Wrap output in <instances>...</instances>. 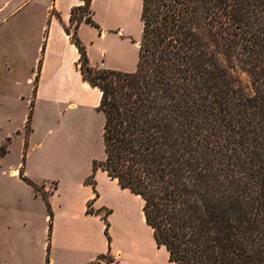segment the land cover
<instances>
[{
    "label": "trees",
    "instance_id": "obj_1",
    "mask_svg": "<svg viewBox=\"0 0 264 264\" xmlns=\"http://www.w3.org/2000/svg\"><path fill=\"white\" fill-rule=\"evenodd\" d=\"M80 1L70 39L100 92L104 153L84 182L101 170L139 196L172 264H264V0H142L131 72L89 66Z\"/></svg>",
    "mask_w": 264,
    "mask_h": 264
},
{
    "label": "crops",
    "instance_id": "obj_2",
    "mask_svg": "<svg viewBox=\"0 0 264 264\" xmlns=\"http://www.w3.org/2000/svg\"><path fill=\"white\" fill-rule=\"evenodd\" d=\"M34 1L44 6V13L39 16L41 26L39 45L31 65L25 67L26 71H23L22 77L13 78L14 84L19 87L14 91L15 98L27 101L25 105L29 104L28 109L32 108L29 120L30 131L25 135V142L23 141V147L28 149V153L25 156L22 153L20 161L23 163L19 162L6 174L10 181L24 187L30 193V201H38L41 193H46L49 210L44 201L40 202L38 208L28 206L25 203V196L20 192H13L12 202L0 203V264H142L131 260L114 237L116 224H120L121 229H124L121 222L132 219L135 213L133 214L132 209L122 201L116 203L108 199L105 187L108 186L112 193L127 199L129 203H131L129 195L134 196L136 202L139 199L141 220L145 222L142 211L143 203L139 196L120 189L116 181L111 180L101 170L95 173L94 188L84 182L88 177L87 174L79 180L60 178L54 181L55 186L48 190V188L45 189L44 182L52 181V179L46 180L39 175L49 162L39 155H33L44 148L52 135L50 120L45 121L47 127L43 134L39 131L44 122L40 107L43 106L47 118L59 105L64 106V110L68 111L96 110L100 92L82 80L77 65L78 50L71 42V34L65 31L66 28L71 30V9L82 5V1L21 0L13 11L1 16L0 26L5 24L9 18L16 16L17 9H23ZM97 1L101 6L100 9L102 8V11L104 9V14L101 13V17L96 19L91 13V19L97 28L82 21L76 29L78 40L86 48L88 61H91L88 46L94 43L99 44L100 41L108 40L114 53L119 51L117 47H121L123 43L131 45L137 51L140 37L132 36L126 18L121 17L117 9L111 12L109 5L138 2L141 7L142 0H92L91 4ZM8 4L9 0L3 2V6ZM2 8L0 7V15ZM87 30L94 34L95 40L87 39L83 35V31ZM108 56V50L101 48L94 59L96 67L110 69L106 61ZM6 66L5 70L8 72L13 70L12 64ZM102 124L103 116L101 126ZM6 174L0 173V176H6ZM21 176L40 188V195ZM88 204L93 211L92 214L86 213ZM107 210L109 211L106 215L109 223V246L104 233L105 223L102 219ZM136 210L139 212L138 207ZM49 212L51 217H49ZM43 220L47 223L44 227ZM145 225L147 226L146 223ZM43 232L46 234L44 242ZM37 243L41 247L39 254L36 252ZM43 248L45 252L47 249L50 250V262L46 259V254L42 253ZM161 250L165 252L163 260L172 264L168 261L167 252L163 248ZM101 256L104 258L102 259Z\"/></svg>",
    "mask_w": 264,
    "mask_h": 264
},
{
    "label": "rangeland",
    "instance_id": "obj_3",
    "mask_svg": "<svg viewBox=\"0 0 264 264\" xmlns=\"http://www.w3.org/2000/svg\"><path fill=\"white\" fill-rule=\"evenodd\" d=\"M4 1L7 0H0V7H3L0 18L13 11L21 2V0H9V4L3 6ZM100 7L98 1L93 5L90 3V11L94 14L95 19L104 14V9L102 11ZM110 8L111 12L117 9L118 14L126 18L134 38L140 37V3L110 4ZM15 13H17L16 16L9 18L5 24L0 26V148L5 150V154L0 156L1 174H8L10 168H15L21 162L20 158L22 156L20 155L23 153L25 156L28 153V149L23 147V144L25 135L30 131L28 116L30 114L31 118L32 108L28 109L29 104L25 105L27 101L15 98L14 91L19 89V87L14 84L13 78L15 76L21 78L23 71H26L25 67L27 68L31 65L36 55L35 51L39 45L41 33L39 16L44 13V6L34 1L23 9H17ZM70 28L71 34L73 26H70ZM83 35L87 39L95 40L94 34L89 30L83 31ZM127 39L130 40V38ZM108 42V40L100 41L99 44L94 43L88 46L89 59H91V61L89 60V66L96 67L94 59L97 57L99 50L105 48L109 52L106 61L110 69L127 72L135 70L137 51L131 45L123 43L121 47H117L119 51L114 53ZM9 64L13 65L11 72L5 70L6 65ZM42 108L43 106L40 107V110L42 111L41 116L44 122H42L39 131L43 134L47 127L45 121L50 120L52 135L44 148L37 151V154L33 156L39 155L49 162L39 174L43 179H52V181L44 182L45 189L48 188L49 190L55 186L54 181L60 178L79 180L81 177L89 175L92 160H101L104 157L101 140L102 114L91 109L68 111L64 110V106L59 105L54 108V112L47 118L46 112ZM7 174L6 176H0V203L4 201L12 202L13 197L11 196H13V192H20L21 195L25 196V203L28 206L38 208L41 204L40 202L44 201L42 193L29 184L36 193H41L38 201H30V193L24 187L10 181ZM105 188L108 199L116 203L122 201L132 209L133 214L135 213L132 219H126L121 222L124 229H121L120 224H116L114 237L122 246L123 251L135 262L142 264H168L163 260L165 252L161 248L155 247L150 229L141 220L140 200L138 199L136 202L134 196L127 194L130 196L129 200L131 203H129V201H126L127 199L112 193L108 186ZM42 207L44 208L43 203ZM137 207L139 212L136 210ZM42 223L43 227L47 225L44 220ZM37 232L39 233V229H37ZM45 235V232H43V242ZM40 251L41 247L37 243L36 252L39 254ZM42 253L46 254V259L50 262V250L47 249V252H45V248H43ZM160 254L162 255L160 256Z\"/></svg>",
    "mask_w": 264,
    "mask_h": 264
}]
</instances>
